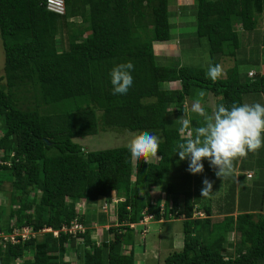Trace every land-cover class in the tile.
<instances>
[{"label":"trees","instance_id":"1","mask_svg":"<svg viewBox=\"0 0 264 264\" xmlns=\"http://www.w3.org/2000/svg\"><path fill=\"white\" fill-rule=\"evenodd\" d=\"M63 1L64 12L55 13L44 0H0V192L11 200L0 231L26 226L34 233L15 243L0 238V264H134L145 214L182 222L180 248L155 258L157 264H264V178L253 189L243 186L237 203L231 184L215 209L199 187L191 199L198 174H189L182 190L164 181L183 141L179 118L193 122V89L220 96L218 105L230 108L243 104L246 93L264 96V73H246L245 80L232 66L212 81L202 67L157 63L154 44L170 40L174 0ZM192 6L196 34L208 39L211 53L229 57L240 47L238 28L252 30L264 17V0H194ZM126 61L134 64L133 85L114 95L109 72ZM97 111L108 127L161 133L159 158L137 160L129 146L84 151L73 139L97 132ZM252 163L242 158L241 167ZM113 195L123 200L114 204L115 223L102 228L104 213L93 220L86 205L111 202ZM194 207L203 215H194ZM72 221L83 230H62Z\"/></svg>","mask_w":264,"mask_h":264},{"label":"rangeland","instance_id":"2","mask_svg":"<svg viewBox=\"0 0 264 264\" xmlns=\"http://www.w3.org/2000/svg\"><path fill=\"white\" fill-rule=\"evenodd\" d=\"M193 1L194 0H174L170 3L169 11L170 21L172 24L170 29L171 37L169 41L154 44V51L157 55V63L164 65H176L178 62H180L181 64L185 65L202 67L205 70L206 74L208 73L210 64H220L224 70L225 75L228 68L236 66L239 71L240 77L245 80L248 79L246 75L248 69L252 68L256 72H259L261 68V55L258 53V50L261 48L262 44H264V17L262 16L259 18L258 26L252 30L244 31L238 28L241 41L240 47L236 50V56L229 57L219 52L211 53L208 39L204 36H198L195 32L196 26L195 18L193 16ZM3 65L4 51L0 36V74L3 72ZM225 75H222L220 78L225 77ZM167 86L172 87L175 85L173 83H168ZM193 90L194 92L189 98L190 106L196 99L199 98V91L205 89L196 87ZM205 92L206 95L202 98L201 104L205 108V111L211 114L217 108V99H219L220 96H214L207 90H205ZM255 95L258 94H246L245 101L254 99V97L252 96ZM190 116L193 120L191 125L192 128L202 126L203 121L201 117H199L195 113H191ZM97 120L98 127L96 133L73 139L74 141L82 145L84 151L129 146L131 140L136 135L142 132L139 130L132 131L124 127H108L104 125L101 111H97ZM1 134L2 133L0 130V136ZM154 134L160 137V139L162 138L161 133L157 132ZM263 154L264 147H261L256 153H253L254 157H256L257 155L261 157L257 161H253V163L250 165L252 166V170L254 171L253 178H245V181H247L246 183H250L251 189H253L254 187V181H258L261 178H264ZM244 160L245 159H243V161ZM202 163L204 166V171L203 173L198 174V176L196 177V182L198 184H202L204 178H208L210 181L211 179H217L215 183L216 185H214V188H212L211 193L213 194L215 199L220 196L225 198L230 191V185L232 183L230 177H233L232 174L227 179L220 180L215 176V169L210 167L207 159H204ZM247 163L249 162L247 161ZM170 167L171 169H169V171L164 175V181L168 182L169 180H172L173 185H175V189H184L187 186L186 182L189 180L188 175L191 174L187 171L188 161H180L178 155L173 156V158H171ZM7 193L8 192L6 191L0 192V214L2 213L3 215L7 214L9 207L8 205H11V200L7 196ZM152 195H156V192L154 190L152 191ZM196 197L197 195L194 196V198ZM160 200L161 197L159 201ZM99 202L100 201H97V203H94L90 206L86 205L85 212L86 214H89V217H93V220L96 221L98 220V217L101 215V213H104L106 222L104 224L105 227L102 228H106L115 223V208L112 209V207H108L106 211H103L101 208L102 204L101 202ZM77 206L79 208L82 207L83 204L79 203ZM194 212V215L196 216L203 215L202 213L195 210V207ZM262 213H264V209ZM145 216L146 219H150L149 215L145 214ZM178 219H165V221L163 222H157L150 219L147 224L140 223L137 225L138 227L136 226L138 232L136 233V243L134 244V264H157V260L153 258L154 255H156V258L159 257V259L162 260L163 257L169 252L180 248L179 246L181 245L182 239V222ZM145 224L146 232L142 230L143 225ZM95 225L97 227L99 224ZM98 236H96V239L99 241L100 239L97 238ZM232 237L233 233H229L228 238L231 239ZM154 245L157 246V249L155 252H151V249H154L155 247ZM143 247L146 251H143ZM71 258L72 261H74L73 263H75L76 255L72 254Z\"/></svg>","mask_w":264,"mask_h":264},{"label":"clouds","instance_id":"3","mask_svg":"<svg viewBox=\"0 0 264 264\" xmlns=\"http://www.w3.org/2000/svg\"><path fill=\"white\" fill-rule=\"evenodd\" d=\"M131 61L116 64L109 72L110 83L114 95H126L133 85ZM208 77L216 81L225 75L220 64L209 65ZM206 95L204 90L198 93L190 111L202 118V126L192 128L191 119L185 114L180 117L179 132L183 141L175 145L173 151L180 161H188L187 171L193 175L204 171L202 161L207 159L210 167L215 169V176L227 179L233 172L234 161L246 158L248 154L256 153L264 147V105L260 103L237 104L231 107L223 104L209 114L201 104ZM161 143L160 137L149 131H142L129 144L133 158L158 159L157 153ZM201 196L212 192L213 181L204 178Z\"/></svg>","mask_w":264,"mask_h":264},{"label":"crops","instance_id":"4","mask_svg":"<svg viewBox=\"0 0 264 264\" xmlns=\"http://www.w3.org/2000/svg\"><path fill=\"white\" fill-rule=\"evenodd\" d=\"M263 45L264 44H262V46H261V48L258 50V53L261 55V50H262V48H263ZM261 62V61H260ZM260 71L259 72H256L254 69H252V68H250V69H248V71H250V70H253L254 72H256V73H264V63L263 62H261V65H260ZM247 71V72H248ZM248 75V74H247ZM246 94H250V93H246ZM245 94V95H246ZM256 94H258V95H255V96H258V97H255V96H252V97H254V99H250L249 101H245V95L243 96V104L244 103H248V104H253V103H260L261 105H264V96H263V94H261V93H256ZM217 100H219V99H217ZM254 158L255 157H246V159H248V160H250V161H252L253 162V160H254ZM241 161H242V158H238L236 161H235V163H234V171H233V173H232V176L233 177H230L231 178V180H232V183L231 184H234V189H235V203H237V201H238V194L241 192V191H243V192H246L247 191V189H244L243 188V186L245 187V186H247V187H249V186H251L250 185V183H246L247 181H245V178L246 179H251V178H253V176H254V171L252 170V166H249V168H242L241 167ZM248 174H250V175H248ZM197 187H199V189L198 190H200V193H201V189H202V187H203V184H198L197 182H195L194 181V179L192 180V182H191V189H192V191H193V193H192V200H194V201H196L197 200V198H194V196L196 195V193L198 192V190H196V188ZM209 195L211 196V197H209ZM208 196H203V199L204 200H211L210 201V203H212L213 204V206L215 205V204H217V200L219 199V197L217 198V199H215V197L214 196H212V194L210 193ZM213 202H215V203H213ZM199 205V202H196L195 203V206H198ZM214 209L216 208V206H214L213 207ZM199 212V211H198ZM200 213H201V211H200ZM149 216H151L150 217V219L151 220H153V221H157V222H163V221H165L164 219H154L153 217H152V215L151 214H148ZM150 219H146L145 220V222L144 223H148V221H150ZM179 220V219H178ZM146 224L145 225H143V227H145V229H146ZM141 226V225H140ZM144 232H146V231H144ZM155 247H154V249H151V252H155L156 251V249H157V246L156 245H154ZM144 251H146L145 250V248H144ZM144 253V252H143ZM156 255H154L153 256V258H156L155 257Z\"/></svg>","mask_w":264,"mask_h":264},{"label":"built area","instance_id":"5","mask_svg":"<svg viewBox=\"0 0 264 264\" xmlns=\"http://www.w3.org/2000/svg\"><path fill=\"white\" fill-rule=\"evenodd\" d=\"M44 7L45 9L55 12V13H63L64 12V1L63 0H44ZM247 74L248 76L253 77L255 75V72L253 70H250L247 72ZM118 200H123V199H118L113 195L111 198V202L102 203L101 205L102 210L106 211L108 207H112L113 209L114 204ZM145 220H146V216H144V218L140 221V223L143 224ZM131 226H134V224H131ZM43 230L51 231V228H43L41 231ZM62 230L69 231L73 234H76L77 232H80L83 230V226L76 221H72L71 225L68 228L63 226ZM57 233H58L57 230H53L54 235H57ZM33 234L34 233L31 231L29 227L22 226V227L14 228L10 233H7V234L0 231V238L3 241H10L12 243H15L18 241V237H20L21 239H25L30 235L32 236Z\"/></svg>","mask_w":264,"mask_h":264}]
</instances>
